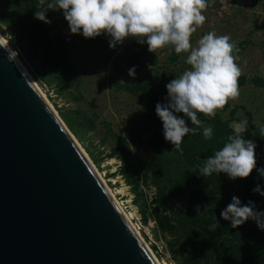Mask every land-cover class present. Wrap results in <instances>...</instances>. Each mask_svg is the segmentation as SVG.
Returning a JSON list of instances; mask_svg holds the SVG:
<instances>
[{"label": "rangeland", "instance_id": "374dc122", "mask_svg": "<svg viewBox=\"0 0 264 264\" xmlns=\"http://www.w3.org/2000/svg\"><path fill=\"white\" fill-rule=\"evenodd\" d=\"M22 7V0H0L1 35L8 43L7 34H11L10 47L18 52V58L79 147L103 175L124 210L137 213L132 220L152 253L162 264H182L180 254L172 252L177 249L176 236L166 232L167 225H160L153 213L158 208L176 225L177 214L164 208L172 200H179L180 184L190 176L181 164L180 153L150 146L149 134L131 140L130 131L133 127L144 129L151 122L143 107L152 89L138 87L147 84L165 92V85L189 68L185 63L188 53L177 54L171 46L151 53L146 44L140 45L134 38L110 49L103 35L86 39L70 34L62 13L50 11L48 35L55 43L64 41L71 56L68 68L56 60L51 49L53 42L38 47L27 38L16 36L13 21ZM202 14L206 20L192 34V45L197 46L209 31L228 35L239 46L234 54L242 75L251 81L240 84L239 97L229 100L214 118L204 114L198 118L204 125L223 124L224 129L232 130L234 123L246 119L248 129L244 135L250 130H260L264 126V84H254L252 79L264 81V0H207ZM133 66L134 77L128 74ZM121 85H128L130 92L122 90ZM261 159L264 164V144ZM158 184L165 189L161 197ZM211 201L208 205L211 209L227 206L222 195ZM179 216L183 225L189 226L185 213Z\"/></svg>", "mask_w": 264, "mask_h": 264}, {"label": "water", "instance_id": "95a60500", "mask_svg": "<svg viewBox=\"0 0 264 264\" xmlns=\"http://www.w3.org/2000/svg\"><path fill=\"white\" fill-rule=\"evenodd\" d=\"M0 264H157L64 122L2 47Z\"/></svg>", "mask_w": 264, "mask_h": 264}, {"label": "clouds", "instance_id": "9594fccd", "mask_svg": "<svg viewBox=\"0 0 264 264\" xmlns=\"http://www.w3.org/2000/svg\"><path fill=\"white\" fill-rule=\"evenodd\" d=\"M40 7L34 18L50 24L49 11H60L72 35L86 39L105 36L110 49L121 46L128 38H134L140 45L154 53L157 49L171 46L175 53H188L185 63L189 66L179 76L165 85L167 96L163 103H157L155 113L162 122L165 141L181 150L184 138L199 128L202 121L199 114L214 118L218 110L229 100L240 95L239 78L242 70L236 63L234 54L239 49L228 35H217L209 31L198 41L197 46L190 42L192 34L204 24L203 11L207 0H39ZM9 41L13 39L7 34ZM0 42V47L8 52V58L16 61L18 52ZM129 76L135 75V66L129 69ZM182 114V115H180ZM234 135L213 155L198 165L201 176L224 173L230 180L247 178L256 168L253 140L245 139L248 121L242 120L232 125ZM204 139H211L212 126H203ZM264 137V126L260 128ZM264 178V168L256 169ZM264 197V190L257 185L252 190ZM199 213V206H196ZM221 219L229 221L232 228L254 221L264 231V211H257L253 201L242 204L233 196L231 203L220 213ZM220 227L216 219L209 225V231Z\"/></svg>", "mask_w": 264, "mask_h": 264}, {"label": "trees", "instance_id": "16d2710c", "mask_svg": "<svg viewBox=\"0 0 264 264\" xmlns=\"http://www.w3.org/2000/svg\"><path fill=\"white\" fill-rule=\"evenodd\" d=\"M22 4L23 7L17 15L10 13L16 16L12 29L16 36L27 38L38 47L53 42L48 35L47 25L34 18V12L40 7L39 0H22ZM237 48L239 49V46ZM51 49L61 65L71 68V56L62 39L57 43L53 42ZM249 81L251 80L247 76L242 75L238 83L240 85ZM252 81L254 84H264V81L258 77L253 78ZM120 88L124 91L131 90L128 85H121ZM147 88L152 89V94L143 110L151 122L144 129L133 127L130 131L131 140H140L141 135L149 134L150 146L165 152L180 153L181 164L186 167L190 176V179L187 177V182L180 184L182 192H180L179 200H172L164 208L177 214L176 225H173L170 217L160 212L158 208H155L153 213L160 225H167L168 228L166 227L165 231L171 236H176L174 241L177 243V249L172 252L180 254L182 264H264V231H261L251 220L237 228H232L229 221L220 217L221 211L227 206L223 205L218 210L208 206L218 195L225 196V205L230 204L232 197L236 196L242 204L251 200L257 211H264V197L252 191L258 184L264 190V178H261L256 171L257 168H264L261 159L264 137L261 136L260 130H250L244 135L245 139L253 140L257 145L256 168L247 178L230 180L224 173L201 176L198 165L219 150L227 142L233 130L224 129L223 124L218 126L202 124L201 127L196 128L190 121H186L189 127L196 130L184 138L181 150L177 151L170 142L165 141L162 122L155 113L156 104L164 102L167 92H158L155 87L147 84L138 87L139 90ZM203 126L213 127L211 139H204ZM188 186L189 189H186ZM157 188L161 197L165 189L160 184ZM196 206H199V213L196 211ZM180 213H185L184 218L188 219L189 226L183 225ZM145 217L144 215V221H146ZM216 219L220 227L215 231H209V225Z\"/></svg>", "mask_w": 264, "mask_h": 264}, {"label": "bare ground", "instance_id": "6f19581e", "mask_svg": "<svg viewBox=\"0 0 264 264\" xmlns=\"http://www.w3.org/2000/svg\"><path fill=\"white\" fill-rule=\"evenodd\" d=\"M0 39L2 40V42L7 45L6 40L3 38V36L0 33ZM17 63L20 65V67L22 68V70L25 72V74L28 76V78L30 79V81L33 83V85L36 87V89L39 91V93L41 94V96L45 99V101L48 103V105L51 107V109L54 111L52 105L50 104V102L48 101V99L46 98V96L44 95V93L42 92V90L39 88L38 84L35 82V80L33 79V77L30 75L29 71L27 70V68L24 66V64L20 61V59L17 57ZM55 112V111H54ZM56 113V112H55ZM77 143V142H76ZM78 144V143H77ZM79 145V144H78ZM80 146V145H79ZM81 148V147H80ZM82 149V148H81ZM86 155V153H84ZM87 157V156H86ZM90 161V160H89ZM92 164V163H91ZM92 167L94 169V171L96 172V174L98 175L99 179L101 180V182L104 184L105 188L107 189L108 193L110 194V196L112 197V199L114 200V202L116 203V205L118 206V208L121 210L122 214L125 216V218L127 219V221L131 224V226L133 227V229L135 230V232L141 237L140 233H139V228L137 226L136 223L133 222V215L137 217V213H128L124 210V207L122 206V203L119 202V200L117 199L116 194L114 193V191L112 189H110V187L107 184V181L104 179L103 175L99 172V170H97V168L92 164ZM135 217V218H136ZM142 238V237H141ZM143 240V239H142ZM145 243V245L148 247L149 251L152 253L148 243H146L145 241H143ZM155 261L157 262V264H162L160 263V261L156 258V256L152 253Z\"/></svg>", "mask_w": 264, "mask_h": 264}]
</instances>
